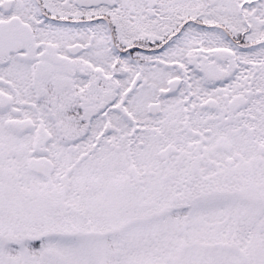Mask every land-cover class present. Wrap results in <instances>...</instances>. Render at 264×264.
Returning <instances> with one entry per match:
<instances>
[{
    "label": "snow or ice",
    "instance_id": "snow-or-ice-1",
    "mask_svg": "<svg viewBox=\"0 0 264 264\" xmlns=\"http://www.w3.org/2000/svg\"><path fill=\"white\" fill-rule=\"evenodd\" d=\"M0 264H264V0H0Z\"/></svg>",
    "mask_w": 264,
    "mask_h": 264
}]
</instances>
